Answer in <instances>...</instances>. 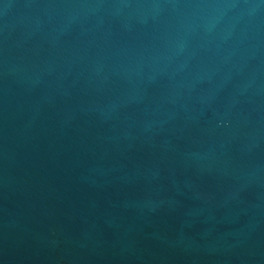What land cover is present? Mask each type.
Masks as SVG:
<instances>
[{
  "label": "water",
  "instance_id": "obj_1",
  "mask_svg": "<svg viewBox=\"0 0 264 264\" xmlns=\"http://www.w3.org/2000/svg\"><path fill=\"white\" fill-rule=\"evenodd\" d=\"M0 264H264V0H0Z\"/></svg>",
  "mask_w": 264,
  "mask_h": 264
}]
</instances>
